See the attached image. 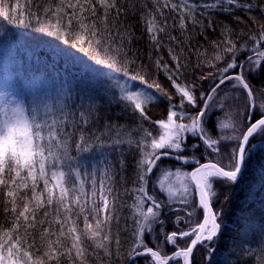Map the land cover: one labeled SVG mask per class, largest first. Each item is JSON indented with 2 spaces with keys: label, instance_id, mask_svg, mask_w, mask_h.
Segmentation results:
<instances>
[{
  "label": "snow or ice",
  "instance_id": "snow-or-ice-1",
  "mask_svg": "<svg viewBox=\"0 0 264 264\" xmlns=\"http://www.w3.org/2000/svg\"><path fill=\"white\" fill-rule=\"evenodd\" d=\"M225 13L259 27L218 24ZM133 17L147 36L143 57ZM19 28L96 67L81 69L87 86L71 104L41 112L0 97V264H212L226 230L245 253L258 236L264 264V214L229 227L216 207L232 200L252 141L264 139L261 0H0V48ZM97 148L119 156L91 170L77 162Z\"/></svg>",
  "mask_w": 264,
  "mask_h": 264
},
{
  "label": "trees",
  "instance_id": "trees-1",
  "mask_svg": "<svg viewBox=\"0 0 264 264\" xmlns=\"http://www.w3.org/2000/svg\"><path fill=\"white\" fill-rule=\"evenodd\" d=\"M10 2L15 5L16 0H10ZM20 2L22 3L23 0H20ZM252 2L255 3L256 0H252ZM261 2L264 3V0H261ZM240 15L244 17L245 14L240 13ZM254 15L258 17L259 13L254 12ZM216 19L218 24L224 23L235 27L238 31L244 30L249 34L256 32L259 27L258 25L248 24L247 21L237 25L235 20L228 17L226 13L220 14ZM128 23L133 25V31L136 36L135 48L140 50L143 57L149 50L143 26L139 19L135 17L129 18ZM11 38L14 44L10 48H0V74L5 77L2 68L6 66L7 69L5 71L9 76V84L14 85V92H8L7 88L0 86V97L5 94H11L17 99L24 100L29 108L39 104L41 106L40 110L43 112L44 104L56 105L57 100L71 104L73 99H69V95L75 98L86 88L87 77L81 71L84 68V62L89 61L93 69L96 66L92 61L84 58L82 53L72 50L74 52L72 58L58 55L53 51L51 45L59 42L35 32L32 28L12 29ZM209 38L215 39L216 36L210 34ZM200 42L202 44L205 43L203 37L200 38ZM164 58L165 60L168 59L166 53H164ZM160 79L165 84V87H168L162 73ZM254 83L256 87L264 86L261 85V76L259 74L256 75ZM209 84L210 82H203L204 89H207ZM166 106V100H161L158 105L150 106V115L153 119L161 118ZM121 118L128 119L127 116H122ZM225 131L227 132V130ZM191 142L190 139L189 143ZM72 152L75 155L74 147ZM106 156L110 160H115L119 156V150L111 151L105 149L102 153V150L97 148L89 153H81L77 162L80 165H87L88 170H91L92 166ZM127 159L131 162L132 157L127 156ZM165 163L171 164L170 170H175L178 166L174 161L166 160ZM182 170L190 171L191 168H182ZM262 174H264V139L257 138L252 141L251 159L244 177L231 190L233 193L232 200L225 204L223 197H221L220 203L216 205L217 208L223 209L225 220L229 227L242 214H247L248 212H252L257 216L264 214V209L261 207L264 204V185L259 183ZM165 215L169 214L166 213ZM2 222L3 218L0 216V223ZM257 241L258 236H254L249 245H247L251 248V251L245 253L241 250L240 241L236 234L226 230L220 242V247L212 259V264H226L227 261H231V264H261L262 256Z\"/></svg>",
  "mask_w": 264,
  "mask_h": 264
},
{
  "label": "rangeland",
  "instance_id": "rangeland-1",
  "mask_svg": "<svg viewBox=\"0 0 264 264\" xmlns=\"http://www.w3.org/2000/svg\"><path fill=\"white\" fill-rule=\"evenodd\" d=\"M82 65V64H81ZM89 66V67H91L92 65L89 63V61L88 62H84V67L85 66ZM91 65V66H90ZM92 68V67H91ZM7 68H6V66L5 67H3L2 68V71H3V74L5 75V77H6V79H4L5 77H3L2 76V74H0V86H2V87H5V89L7 88L9 91L8 92H14V85L13 84H9V76H8V74H6L7 72L5 71ZM182 170V169H181ZM172 171H175V170H172ZM182 171H184V170H182Z\"/></svg>",
  "mask_w": 264,
  "mask_h": 264
}]
</instances>
